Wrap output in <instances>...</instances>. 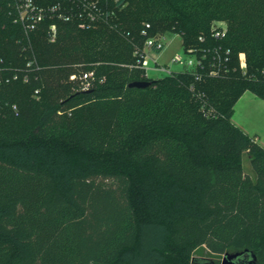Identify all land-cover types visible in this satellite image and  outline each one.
<instances>
[{
    "label": "trees",
    "instance_id": "trees-1",
    "mask_svg": "<svg viewBox=\"0 0 264 264\" xmlns=\"http://www.w3.org/2000/svg\"><path fill=\"white\" fill-rule=\"evenodd\" d=\"M107 1L96 27L45 21L29 50L0 0V59L39 66L0 90V264H219L202 257L243 251L264 264V147L232 121L245 92L264 100V0H137L149 11L119 15ZM167 33L203 66L153 80L139 54Z\"/></svg>",
    "mask_w": 264,
    "mask_h": 264
},
{
    "label": "built area",
    "instance_id": "built-area-1",
    "mask_svg": "<svg viewBox=\"0 0 264 264\" xmlns=\"http://www.w3.org/2000/svg\"><path fill=\"white\" fill-rule=\"evenodd\" d=\"M102 0H4L9 17L13 23L20 25L26 36L28 37V44L26 49L32 50L30 36L38 29V27L48 20L72 22L75 23L79 29L85 30L96 27L98 23L108 17V12L100 5ZM150 25H146V29ZM225 25L218 23L214 28V36L220 38L225 33ZM146 31L144 30L143 34ZM48 36L50 41H55L57 37V24L53 23L49 26ZM166 43L164 37L159 40L148 39L145 44L146 50L151 51L150 57L146 56L142 51L138 66L145 70V76L149 77L148 71L149 61L155 62L152 70L161 71L166 75H172L174 72L169 70L166 66L159 63L158 56L165 50ZM213 64V68L209 71V75L219 76L220 74V59H217ZM171 63L186 67L187 69L195 66H203V61L194 55L193 50L184 52V54L176 53L171 58ZM240 65L245 70L247 68L245 56L240 55ZM26 68L7 67L3 59H0V90L4 85L14 82L27 83L31 79L30 69L33 67L39 69L36 57L32 54L26 62ZM150 78V77H149ZM201 77L198 76L197 79ZM75 79V75L71 76ZM94 73L87 72L83 74L82 84L80 90L89 91L93 86ZM193 89V88H192ZM38 93V91L36 92ZM2 102L0 99V108ZM16 110V107H14Z\"/></svg>",
    "mask_w": 264,
    "mask_h": 264
},
{
    "label": "crops",
    "instance_id": "crops-1",
    "mask_svg": "<svg viewBox=\"0 0 264 264\" xmlns=\"http://www.w3.org/2000/svg\"><path fill=\"white\" fill-rule=\"evenodd\" d=\"M166 51L167 44L165 50L158 56L164 65H167L176 54L167 56ZM232 121L244 133L264 147V100L252 92H245L236 103Z\"/></svg>",
    "mask_w": 264,
    "mask_h": 264
},
{
    "label": "rangeland",
    "instance_id": "rangeland-1",
    "mask_svg": "<svg viewBox=\"0 0 264 264\" xmlns=\"http://www.w3.org/2000/svg\"><path fill=\"white\" fill-rule=\"evenodd\" d=\"M118 1L119 0H113V2H112V0H111V1H107L106 2V4H107L106 7H107V9L109 10V12L112 15H119V12L120 13L121 12H125L126 9H128V8L130 9V5L133 7V9L137 8L136 10H138V9L140 10L142 8H146L147 11H149L148 8H147L148 7L147 5H145L143 7L141 4H139L137 2V0L136 1H134V0H126V2L122 6H119V7L116 5V3ZM164 42L167 44V51H166V55L167 56H170V55H172L174 53L184 54L185 51L183 50L182 39H181V36L179 34L167 33L164 36ZM193 49L196 50L195 48H190L189 50H193ZM143 52L145 53L146 56L150 57L149 56V55H151V51L150 50L144 49ZM167 59H168V57H167ZM159 63L161 65H164L162 60H159ZM154 66H155V62L150 60L149 61L150 70L148 71V74H149V77L151 79L157 80V79H159V78H161V77L166 75V73H164V72L152 70L154 68ZM164 66H166L172 72H180L182 70L181 66H179L178 64H173L171 62H168V64L167 65L165 64ZM241 69H243V68L241 67ZM243 168H244V171H245L246 174H248L252 179H255V173H254V171L252 169L250 158H249V156L247 154H245L244 157H243ZM196 257H199V256L196 255ZM202 258L203 259H208V260L218 261V263L221 264L222 259H223V255L220 256L219 258H212V257H210L208 255L203 256Z\"/></svg>",
    "mask_w": 264,
    "mask_h": 264
},
{
    "label": "water",
    "instance_id": "water-1",
    "mask_svg": "<svg viewBox=\"0 0 264 264\" xmlns=\"http://www.w3.org/2000/svg\"><path fill=\"white\" fill-rule=\"evenodd\" d=\"M152 85L151 81H135L128 85L129 88L144 89ZM255 256L247 251L236 253H225L221 264H252Z\"/></svg>",
    "mask_w": 264,
    "mask_h": 264
}]
</instances>
